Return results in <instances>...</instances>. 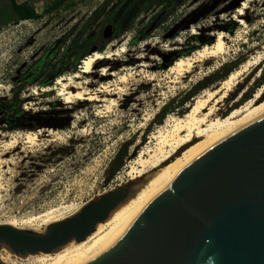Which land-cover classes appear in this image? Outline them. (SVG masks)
Wrapping results in <instances>:
<instances>
[{
  "label": "rangeland",
  "instance_id": "obj_1",
  "mask_svg": "<svg viewBox=\"0 0 264 264\" xmlns=\"http://www.w3.org/2000/svg\"><path fill=\"white\" fill-rule=\"evenodd\" d=\"M54 1L57 0H16L19 4L32 5L41 18L0 28V112L11 117L13 124L23 127L15 131L0 130V225L11 222L39 234L48 226L42 216L52 213L50 220L72 217L92 199L129 184L136 159L146 158L157 149L159 132L171 131L175 121L184 119L198 98L218 89L222 81L200 91L181 109L169 112L159 124L156 119L162 109L168 105L175 107L189 91L206 82L223 65L239 60L241 64L235 72L249 61L253 62L225 99L210 103L203 128L253 99L264 85L256 88L264 73V0L248 2L242 16L238 9L243 2L226 14L211 13L189 31L164 40V35L176 23L211 1L191 0L147 33L143 31L150 26V15L141 16L140 23L136 21L131 30L113 33L110 39H104V28L102 38L94 40L87 56L93 54L89 52L94 47V53L104 56L123 51L119 56L101 61L94 66L91 75L81 74V79L75 82L89 81L90 85L83 87L93 91L101 84L113 82L120 74L131 73L123 85L124 94L107 96L106 101L65 104L57 96L60 86L55 82L59 77L73 76L82 61L72 71L73 58L64 59L62 53L85 23L87 32L95 31L99 23L87 24V21L104 0H68L57 10L45 13L46 7ZM220 35L224 54L194 63L190 73L183 76L169 72L168 65L175 63L174 56L197 47L186 41L198 36L216 42ZM102 39L106 41L104 46ZM41 61L44 67L47 61L45 70L36 71V64ZM103 68H107L111 76L102 78ZM29 72L36 73L35 78H41L40 81L51 79V84L41 86L31 80L19 87L17 80ZM99 97L102 100L105 95ZM110 100H115L116 104L108 105ZM262 100L264 96L259 99ZM18 102L21 104L17 108ZM39 131L35 145L24 143L25 134ZM51 131L54 134L49 135ZM14 135H19L16 147L4 149L3 145ZM197 141L194 139L181 147L171 160ZM127 142L131 144L124 167L111 176L110 163ZM170 150V146L165 147L166 152ZM4 251L0 250L2 256L6 255ZM31 258L14 256L11 261L35 264Z\"/></svg>",
  "mask_w": 264,
  "mask_h": 264
},
{
  "label": "water",
  "instance_id": "obj_2",
  "mask_svg": "<svg viewBox=\"0 0 264 264\" xmlns=\"http://www.w3.org/2000/svg\"><path fill=\"white\" fill-rule=\"evenodd\" d=\"M244 1L211 0L176 23L164 40ZM113 33L107 26L104 39ZM136 187L131 181L92 199L42 234L0 225V249L26 258L81 243ZM85 264H264V114L194 158Z\"/></svg>",
  "mask_w": 264,
  "mask_h": 264
},
{
  "label": "bare ground",
  "instance_id": "obj_3",
  "mask_svg": "<svg viewBox=\"0 0 264 264\" xmlns=\"http://www.w3.org/2000/svg\"><path fill=\"white\" fill-rule=\"evenodd\" d=\"M250 1L251 0H246L241 4L238 9L240 16L245 14L248 2ZM193 30L194 28H192V31ZM222 38L223 37L220 35L214 44L203 47L198 50L196 54L194 53L195 55L193 56L179 58L170 67L169 72L171 74L175 73L178 76H183L184 74L190 73L194 63L200 62L202 59H214L218 57V55L224 54L225 49ZM122 51L123 49L117 51L115 54H108L107 56H104L102 53H93L92 55L87 56L82 61L79 71L73 76L67 79L63 77L57 78L55 84L60 86L57 96L61 97L65 104H77L84 101H106L105 98L107 96L124 94L123 85L128 82L131 73L120 74L113 82L110 81L101 84L98 89L93 91L83 87L85 85H90L89 81H85L83 84L75 82L76 79L80 78L81 74L91 75L95 65L101 61L110 59L113 56H119V52ZM252 64L253 62L249 61L242 70L232 72L224 81H222L218 89L212 92H206L202 98H198L191 111L186 113L185 118L175 121L171 131L167 133L162 131L159 132L157 149L151 152L146 158L139 156L135 161L136 167H133L130 172V180L134 181L138 186L135 188L130 198L111 213L105 223L99 224L95 231L81 243L71 242L52 255L32 256L31 259H34L35 264L87 263L113 239L124 223L139 213L145 205L160 193L194 158L222 138L232 134L255 118L264 114V100L259 101V99L264 96L263 85L262 88L256 92L253 99L240 108L231 111L225 118L210 122L209 126L203 128L204 124L207 123L205 111L210 103L214 100L219 102L220 99H225L227 95L232 92L233 87L239 85V81L237 80L242 75V72H246L247 68L251 67ZM100 76L102 78H107L111 75L107 68H103L100 72ZM52 90H54V88ZM219 93L220 97L218 99L217 96ZM33 94L36 95L37 92L35 91ZM101 94L105 95L102 100L99 97ZM115 104V100H110L108 105ZM209 112V114H211L212 109H210ZM182 133H185V135L182 136ZM194 133L195 135H193ZM40 134L41 131L25 134L23 136L24 143L28 146L35 145ZM52 134H54V132H49V135ZM18 138L19 135L12 136L11 139L3 145V148H15L16 143H18ZM194 139H197L198 141L191 144L180 156L171 160L174 153L178 152L181 147L194 141ZM166 146L171 147L169 152L165 151ZM142 177L145 178L144 181L139 180ZM50 215H52V213L42 216L43 220L48 222V225L66 219L61 218L50 220ZM2 225L21 229L11 222L3 223ZM4 253H6L5 256L0 254V262L4 264H13L11 258L14 256L7 250H5ZM28 257L31 256H27L25 260H27Z\"/></svg>",
  "mask_w": 264,
  "mask_h": 264
},
{
  "label": "trees",
  "instance_id": "obj_4",
  "mask_svg": "<svg viewBox=\"0 0 264 264\" xmlns=\"http://www.w3.org/2000/svg\"><path fill=\"white\" fill-rule=\"evenodd\" d=\"M67 1L68 0L54 1L46 7L44 12L50 13L55 11L63 6ZM189 1L191 0H104L87 21V24H89V22L99 23L95 31L93 33L87 32V25L85 23V25H83L79 30L78 35L69 42L68 46H66L64 52L62 53V57H65L64 59L73 58L71 70L74 71L76 66L79 65V62L83 61L87 57V52L92 47L94 40L97 37L102 38V30L107 26L114 27V34L127 32L133 28L134 24L141 16L150 15V26L145 28L143 31L147 33L150 32L157 25V23L172 16L180 7L184 6ZM40 18L41 16L37 14L35 8L28 3L19 4L16 0H0V28L10 24H18L19 22L36 21ZM138 22L140 23V21ZM65 39L66 38H64V41ZM101 42L103 46L106 44L104 39H102ZM186 42L196 44L197 47H194L188 52L178 53L173 57V62L177 61L179 58L190 56L194 51L198 50L202 46H211L214 44L213 40H204L198 36L192 37ZM132 44H135V40ZM240 64L241 62L239 60H235L228 65H223L219 70L208 77L206 82L201 83L189 91L187 97L177 103L175 107L171 108V105L164 107L157 116L156 122L159 124L162 123L165 116L169 112L181 109L187 102L190 101V99L195 97L203 89L208 88L214 83L224 81ZM46 65L47 61H45V67ZM171 66L172 62L169 63L168 68ZM36 67H38L36 71L45 70L43 61H41V63H37ZM47 82H50L48 85L51 84V81ZM263 83L264 73L256 83V88ZM20 104L21 102H18L16 107L18 108ZM130 144L131 143L129 142L125 143L121 147L122 150H120L111 161V176L115 175L124 167V162L126 160Z\"/></svg>",
  "mask_w": 264,
  "mask_h": 264
},
{
  "label": "flooded vegetation",
  "instance_id": "obj_5",
  "mask_svg": "<svg viewBox=\"0 0 264 264\" xmlns=\"http://www.w3.org/2000/svg\"><path fill=\"white\" fill-rule=\"evenodd\" d=\"M35 74L33 72H29L28 75H26L25 77H21L20 79L17 80L18 86L19 87H23L24 84H27L29 81H33V83H39V85L41 86H48V84L50 82H47L46 80H41V78L36 77L35 78ZM23 127L21 126H17L15 124H13V121L11 119V117H8L5 113H1L0 112V130L3 131H15L16 129H22ZM22 152V151H19ZM8 153V152H6Z\"/></svg>",
  "mask_w": 264,
  "mask_h": 264
}]
</instances>
